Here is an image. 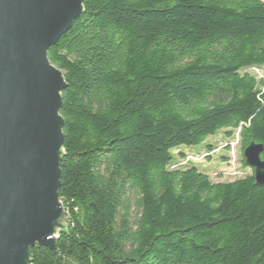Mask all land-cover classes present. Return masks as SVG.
Returning a JSON list of instances; mask_svg holds the SVG:
<instances>
[{"label":"trees","instance_id":"1","mask_svg":"<svg viewBox=\"0 0 264 264\" xmlns=\"http://www.w3.org/2000/svg\"><path fill=\"white\" fill-rule=\"evenodd\" d=\"M48 54L66 80L67 223L27 264H264L254 169L213 181L182 152L172 163L220 130H239L243 150L264 145L251 71L264 66V0H84Z\"/></svg>","mask_w":264,"mask_h":264},{"label":"water","instance_id":"2","mask_svg":"<svg viewBox=\"0 0 264 264\" xmlns=\"http://www.w3.org/2000/svg\"><path fill=\"white\" fill-rule=\"evenodd\" d=\"M84 0H0V264H27L36 245L55 248L66 228L60 199L64 73L49 49ZM264 145L244 150L264 185Z\"/></svg>","mask_w":264,"mask_h":264},{"label":"rangeland","instance_id":"3","mask_svg":"<svg viewBox=\"0 0 264 264\" xmlns=\"http://www.w3.org/2000/svg\"><path fill=\"white\" fill-rule=\"evenodd\" d=\"M251 71L259 78L264 79V66L254 67ZM226 131L220 130L197 145L179 146L172 151V163L184 162L183 154L186 161L209 174L213 181H232L252 174L253 169L250 166H245L242 161L244 150L241 145L239 130L231 131V135ZM128 203L130 219L136 220L140 215V209L135 194L130 197Z\"/></svg>","mask_w":264,"mask_h":264},{"label":"built area","instance_id":"4","mask_svg":"<svg viewBox=\"0 0 264 264\" xmlns=\"http://www.w3.org/2000/svg\"><path fill=\"white\" fill-rule=\"evenodd\" d=\"M254 68V67H253ZM257 68V67H256Z\"/></svg>","mask_w":264,"mask_h":264}]
</instances>
